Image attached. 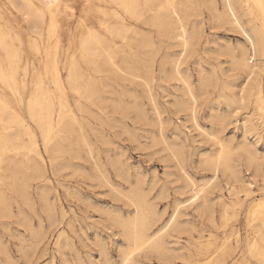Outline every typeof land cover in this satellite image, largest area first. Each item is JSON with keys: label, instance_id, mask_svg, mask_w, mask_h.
<instances>
[{"label": "rangeland", "instance_id": "1", "mask_svg": "<svg viewBox=\"0 0 264 264\" xmlns=\"http://www.w3.org/2000/svg\"><path fill=\"white\" fill-rule=\"evenodd\" d=\"M104 1L90 0L91 6L87 0H61L56 15L52 17L46 13L42 27L38 29L40 33H35L33 24H28L30 22L21 13L9 6L8 0H0V18L4 16L0 24L9 37L12 35V39L8 38L7 42H11L19 51L21 49L23 67L19 71V81L25 85L16 94L0 81V93L10 100L17 112L27 118L23 108L35 90L37 81L32 77L35 75L34 78L38 80L34 72L37 69L43 73L45 86L55 96L56 109L62 96L75 115V121L66 119V122L71 123L70 129L63 131L58 141L49 145V149L44 145L39 128L29 119L37 145L31 142L34 139L29 140L25 136L24 141L31 149L24 150L26 157L24 154H7L4 157L6 161L0 169V264H123L125 252L131 247L118 220L134 215L135 204L129 197L136 191L142 196L146 195L147 205L157 211L158 215L152 217V230L165 225L176 212L179 216L176 214L174 224L162 232L160 237L164 239L161 249L145 246L134 251L135 254H131L132 264H138L139 260V264H261L262 260L251 254L248 244L258 237L254 227L259 225V220L251 221L250 204L254 199L264 196V115L255 105V87L264 83V66L260 70L261 74L251 80L242 68L233 67L234 53L238 52L240 44L250 46L240 28L218 16L223 11L222 0H215L219 12L210 7L209 0L174 1L179 2L178 6L189 5L185 8V14H190L185 15L190 29L187 46L172 38L171 34L161 36L155 27L138 23L139 33L150 36L153 42L149 47L139 46L133 37L113 38L107 28L116 24L115 13L119 8L109 0ZM98 6L104 10L106 8L105 13L93 12V8ZM255 13L253 19L260 23L258 17L262 11L257 10ZM216 16L219 17L218 21ZM54 17L55 22L51 24ZM90 27L108 40L115 41L117 51L138 59L135 65L140 78L132 76L129 70L116 71L108 65L101 72L93 70L91 63L81 57L79 50L80 35ZM32 41L39 43V52L33 48ZM48 48L58 50L64 90L58 89L44 72V50ZM1 51L0 56L3 57L5 54ZM251 56L248 53L249 60L253 61L250 64L256 65L257 58ZM151 57L154 61L152 72L149 73L145 62ZM73 60L80 64L86 81L91 78L95 84L91 101L77 96L66 83L68 71L64 69V63ZM116 60L121 67L124 66L121 55H117ZM25 68L28 69L27 74ZM180 77L187 79L192 89L195 88V100L188 95V89ZM241 88L250 90L248 94L247 89L242 93ZM241 93L245 97L242 102ZM19 94L23 98L22 105L17 100ZM234 97L237 99L234 100ZM207 132L217 134L224 144L233 149L235 174L215 170L204 164L207 156L216 154L220 149V144ZM56 144L61 151L52 150L58 146ZM35 146H39L41 157L34 150ZM246 146L253 148V152L260 157L259 171H256L257 162L249 160ZM11 159L14 160L13 164ZM15 162L19 164L16 166ZM242 180H246L244 182H248V185ZM240 182L243 184H238ZM26 183L29 186L27 193L23 189ZM194 185L204 186L208 190V193L205 191L206 201L199 198L194 204L189 199ZM243 185L248 188L249 195L241 187ZM131 202L133 206H130ZM226 204L229 205L227 209ZM203 206L206 208L204 211L201 208ZM169 258L171 261L168 262Z\"/></svg>", "mask_w": 264, "mask_h": 264}, {"label": "bare ground", "instance_id": "2", "mask_svg": "<svg viewBox=\"0 0 264 264\" xmlns=\"http://www.w3.org/2000/svg\"><path fill=\"white\" fill-rule=\"evenodd\" d=\"M89 1L88 4L90 3V0H87V2ZM103 1V0H102ZM106 1V0H105ZM104 1V2H105ZM175 0H109L110 3L116 5L115 7H118L121 12L115 13L117 16V21L116 24L111 28H107V31H109V33L113 36V38L116 37H120L122 39H129L131 37H133L137 43L139 44V46L141 47H149L153 45V42L150 38V36H145V35H141L139 33V30L137 28L140 29V26L137 27L136 25H138V23H143V24H147L150 25L151 27H155L156 30L158 29V32L161 36H165L168 34H171L173 37L175 38L178 42H180L181 44H183L184 46H187L189 41H190V37H189V30H188V25H187V21L188 18L186 20V16L185 15H190V14H185V9L187 7L186 4H182L181 6H178L177 3L174 2ZM190 2H193L191 0H189ZM9 2V6H12V8H14L18 13H21L25 20H27L28 24H33L32 29L35 33H40L39 32V28L41 29V24L44 22L46 13H50L52 15V17L54 16V14L56 15L55 11L56 9L58 10V7L60 5L61 0H8ZM180 2L183 3V0ZM188 2V0H187ZM93 3V2H92ZM192 4V3H191ZM195 4V2L193 3ZM209 4L210 7L214 9V11L219 12L218 10V6L215 3V0H209ZM93 4H91L92 6ZM95 6V5H94ZM222 6H223V11L222 8L220 11H222L218 16H220V19L223 17L227 23H230L231 25L240 28L242 31V33L246 36V40L249 43L248 45L244 44H240L241 47H239L238 52L234 53V62L235 64L234 66H238L239 68H242L244 72L247 73V77L250 79L252 77H256L259 73L260 70L263 68L262 66H264V0H222ZM61 7V5H60ZM189 7V5H188ZM187 7V8H188ZM191 7V6H190ZM92 9V8H91ZM95 12V10L97 12L100 13H105V10L103 9V7H94L93 8ZM191 9V8H190ZM108 10V9H107ZM257 10L262 11V15L260 16L259 14V21L260 23H256L253 19V14H256L255 11L257 12ZM114 11V10H113ZM116 11V10H115ZM114 11V12H115ZM187 12V11H186ZM191 13V12H189ZM11 14V13H10ZM109 14V13H108ZM111 14V13H110ZM217 14V13H216ZM1 15V14H0ZM15 15V14H14ZM112 15V14H111ZM114 15V14H113ZM194 15V14H192ZM7 16V15H6ZM215 16V14H214ZM213 16V17H214ZM216 16V18L218 17ZM4 17V16H3ZM1 17V18H3ZM0 18V19H1ZM48 18V17H47ZM215 18V19H216ZM219 18V17H218ZM217 18V21H218ZM55 17L54 19H52V23L53 24L55 21ZM1 21V20H0ZM100 21V20H99ZM216 21V20H215ZM133 22H135V24H133ZM194 22V21H193ZM221 22V21H220ZM223 22V20H222ZM225 22V23H226ZM6 23V22H5ZM192 23V22H191ZM102 24V22H101ZM5 25V24H4ZM194 25V23L192 24ZM222 25V24H221ZM227 25V24H226ZM9 26V25H8ZM54 26V25H52ZM59 26V25H58ZM103 26H106L103 25ZM191 26V25H190ZM3 26H1L0 24V50H2L1 52H3L2 54L4 55L3 57L0 56V81L2 82V84H4L8 89H11L12 92H15L16 94L20 93L19 89L21 87H25L24 84H21V82L19 81V71L21 69L22 66V57H21V49L20 51L13 47V44H11V42H7L9 39L11 38V36L9 37V33H7L3 28ZM31 27V26H30ZM110 27V26H109ZM196 27V26H195ZM215 27V26H214ZM142 28V27H141ZM192 28V27H191ZM8 29V28H7ZM234 29V28H233ZM54 30V29H53ZM52 30V31H53ZM57 30V29H56ZM143 30V29H142ZM193 30V29H191ZM239 30V29H238ZM50 31H51V27H50ZM157 32V33H158ZM43 33V32H42ZM52 33V32H51ZM54 33V32H53ZM130 33H132V35L130 36ZM151 34V33H150ZM154 34V33H153ZM42 35V34H41ZM44 35V34H43ZM152 35V34H151ZM199 35V34H198ZM57 36V35H56ZM244 36V37H245ZM54 37V35H53ZM80 40H79V50H80V55L84 60H87L91 63L93 70H95L96 72H101L103 70V68H105L107 65L110 68H113L116 71H127L129 70V73L132 76H137L140 78V75L138 73V68H136V57H128L126 56L123 51L119 52L117 51L114 46L117 44L115 43V41H110L108 40L106 37H104L102 34H100L97 30H95L93 27L88 28L87 31H85V33H83L82 35H80ZM158 37V36H157ZM43 38V37H42ZM112 38V39H113ZM162 38V37H161ZM194 39V37H192ZM8 39V40H7ZM12 39V38H11ZM41 39V38H40ZM44 39V38H43ZM132 39V38H131ZM167 39V38H164ZM197 39V38H196ZM33 40V39H32ZM47 40V39H46ZM154 40V39H153ZM163 40V39H162ZM195 40V39H194ZM12 41V40H11ZM31 41V40H30ZM43 41V40H42ZM124 41V40H123ZM165 41V40H164ZM168 41V40H167ZM50 42V41H49ZM174 42V41H173ZM193 42V41H192ZM198 42V41H197ZM57 43V41H56ZM172 43V42H171ZM33 48L36 51H40V46L39 43L36 41H32L31 42ZM127 44V43H126ZM57 46H59L58 44H56ZM167 45V44H165ZM243 45V46H242ZM49 46V45H48ZM57 46L54 45V47L57 48ZM125 46V45H124ZM170 46V44H169ZM30 47V46H29ZM50 47V46H49ZM117 47V46H116ZM162 47V46H161ZM167 47V46H166ZM43 48V47H42ZM53 48V47H52ZM55 48V50H52L51 48H48L46 51V55H45V64H44V72L49 75V77H51L52 82L54 83V85H56V87L58 89H63V83H62V77H61V70H60V66H59V58H58V50ZM59 48V47H58ZM129 48V47H128ZM131 48V47H130ZM187 48V47H186ZM238 48V47H237ZM54 49V48H53ZM140 49V48H139ZM125 51V50H124ZM130 51V50H129ZM158 51V50H157ZM167 51V50H166ZM184 51V49H183ZM190 51V50H189ZM154 53V52H153ZM184 53V52H183ZM248 53L252 56H254V58H257V62L256 65H251L249 58H248ZM117 55H121V59H122V64L124 66H120L117 63ZM142 55V54H141ZM152 55V54H151ZM132 56V55H131ZM171 56V55H170ZM251 56V57H252ZM120 58V57H118ZM145 59V58H143ZM151 60H148L145 62V65L148 69V72H152V65H153V57L150 58ZM76 60V59H75ZM138 60V59H137ZM176 60V59H175ZM42 61V60H41ZM170 61H173L170 60ZM26 62V61H25ZM168 62V61H167ZM179 62V60H178ZM29 63V62H28ZM142 64V63H140ZM172 64V63H171ZM29 65V64H27ZM157 65V64H156ZM179 65V64H178ZM32 66V65H31ZM37 67V66H36ZM124 67V68H123ZM29 68V67H28ZM31 68V67H30ZM173 68V67H172ZM177 68V67H176ZM64 69H66L68 71L67 73V78H66V83L70 86V88L72 89L73 92L77 93V96H81V97H86L88 98V100L94 95L95 93V84L92 82V79L90 78L89 80L86 81L85 79V75L81 70V66L80 64H78V62L70 61V62H65L64 63ZM159 69V68H158ZM235 69V68H234ZM233 69V70H234ZM27 68L24 69L25 74H27ZM39 70V69H38ZM232 70V71H233ZM142 71V70H139ZM158 71V70H157ZM236 71V70H235ZM234 71V72H235ZM21 72V71H20ZM34 72L36 73V77L38 80H36V78H34V76L32 77L33 80L35 79L36 83V87L35 90L32 94V96L30 97V99L28 100L27 104L25 103V108H23V112L25 113V115L27 116V118L17 112L15 110V108L11 105L10 100L8 101L5 96H3L0 93V169H1V165L4 161H6L4 159V157L7 154H14L15 156H19L24 154V150H28L29 149V145L27 143H25L24 141V137L27 136L30 139H34L31 142H34L36 144L35 140V136L34 135V131L32 129V126L28 123V120H32L36 126L39 128L40 132H41V136L43 138L44 141V145L47 149H49V145L53 142L58 141L59 135H62V132L65 130L70 129L71 123L66 122V119L68 118V120L70 119V121H75V115L74 113L70 110V108L67 105L66 99L63 98L61 96V98H59V107L58 109H56L57 103L55 104L54 101V95L53 93L45 86V82L43 81L42 75L43 73L40 71L34 70ZM176 72L179 73V69H176ZM120 73V72H119ZM142 73V72H141ZM21 74V73H20ZM24 74V76H25ZM146 74V73H145ZM166 74V73H165ZM261 74V73H260ZM29 75V74H28ZM125 75V74H124ZM23 76V75H20ZM30 76V75H29ZM109 76V75H108ZM168 76V75H167ZM26 77V76H25ZM45 77V76H44ZM261 77V76H260ZM23 78V77H22ZM150 78V77H149ZM148 78V79H149ZM175 78V77H174ZM173 78V79H174ZM181 80L184 81L186 88L188 89V95L192 96V98H197L195 97L194 93H193V89L195 90V88L192 89L190 82L183 78L180 77ZM257 78V77H256ZM49 79V78H48ZM142 79V78H141ZM264 79V78H262ZM23 80V79H22ZM26 80V79H25ZM143 80V79H142ZM201 80V79H200ZM235 80V79H234ZM251 80V79H250ZM253 80V79H252ZM31 81V80H30ZM140 81V79H139ZM164 81V80H163ZM231 81V80H229ZM256 82V79L254 80ZM51 82V81H50ZM96 82V81H95ZM113 82V81H112ZM150 82H152L150 80ZM234 82V81H233ZM248 82V81H247ZM26 83V82H25ZM34 83V81H33ZM176 83V82H175ZM263 83V82H262ZM111 84V82H110ZM151 84V83H150ZM228 84V83H227ZM247 84V83H246ZM264 84V83H263ZM263 84L259 83L256 87H255V105L257 106V109L260 110V112L264 115V90H263ZM181 85V83H180ZM252 85V84H251ZM145 86V84L143 85ZM233 86V85H231ZM245 86H249V85H245ZM55 87V88H56ZM181 87V86H180ZM197 87V86H196ZM229 87V86H228ZM235 87V86H234ZM158 89V88H157ZM232 89V88H231ZM243 89V91L240 92H244L247 88H241ZM249 89V88H248ZM247 89V90H248ZM57 90V89H56ZM152 90V89H151ZM163 90V89H162ZM228 90V89H226ZM250 90V89H249ZM249 90L247 91V94L249 92ZM149 91V90H148ZM185 91V90H184ZM151 92V91H150ZM148 92V93H150ZM64 93V92H63ZM233 94V92H231ZM241 93V102L243 101L242 99H244V94ZM221 94V93H220ZM237 94V93H236ZM63 95V94H62ZM154 95V94H153ZM224 96V94H222ZM239 95V93H238ZM250 95V94H249ZM54 96V97H53ZM172 96V95H171ZM182 96V95H181ZM228 96V95H227ZM19 97V98H18ZM57 97V95H56ZM188 97V96H187ZM230 97V95H229ZM233 97V96H232ZM247 97V96H246ZM228 98V97H227ZM13 99V98H12ZM129 99V98H128ZM234 100L237 98H233ZM17 100L20 102V104L22 105L23 103V98L22 95L19 94L17 96ZM153 100V98H152ZM17 101V102H18ZM78 101V100H77ZM91 101V99H90ZM93 101V100H92ZM131 101V100H130ZM137 101V100H136ZM142 101V100H141ZM238 101V100H237ZM16 102V101H15ZM18 102V104H19ZM56 102V101H55ZM58 102V101H57ZM88 102V101H87ZM226 102V99H225ZM228 102V101H227ZM236 102V101H235ZM78 103V102H77ZM186 103V102H185ZM196 103V101H195ZM194 103V105H195ZM234 104V102H233ZM244 104V103H242ZM240 104V106L242 105ZM20 105V106H21ZM81 105V104H79ZM86 105V104H85ZM97 105V104H96ZM184 105V104H183ZM190 105V104H189ZM193 105V104H192ZM193 105V106H194ZM229 106V104H226ZM237 105V103H236ZM16 106V105H15ZM83 106V105H81ZM153 106V105H152ZM196 106V105H195ZM210 106V105H209ZM80 107V106H79ZM84 107V106H83ZM87 107V106H86ZM176 107V106H175ZM230 107V106H229ZM82 107H80L81 109ZM240 108V107H239ZM89 109V108H88ZM142 109V108H141ZM194 109V108H193ZM196 109V108H195ZM156 110V109H155ZM198 110V109H197ZM19 111V110H18ZM158 111V109H157ZM191 111H193L191 109ZM81 112V111H80ZM92 112V111H91ZM211 112V111H210ZM228 112V111H227ZM88 113V112H87ZM158 113V112H157ZM196 113V111H195ZM195 113H193L192 115L195 116ZM225 113V112H224ZM239 113V112H238ZM254 113V112H253ZM215 114V113H214ZM231 114V113H229ZM232 114H234L232 112ZM91 115V114H90ZM226 115V114H225ZM160 116V115H157ZM216 116V115H215ZM227 116V115H226ZM223 117V116H222ZM233 117V116H230ZM263 117V116H262ZM213 118V117H212ZM227 118V117H226ZM225 118V119H226ZM211 119V118H210ZM219 120V119H218ZM78 121V120H77ZM192 121V120H191ZM194 121H196V118H194ZM226 124H227V119L225 120ZM248 122V120H246ZM82 122V121H80ZM198 122V121H197ZM245 122V121H244ZM243 122V123H244ZM74 123V122H73ZM161 123V122H160ZM229 123V122H228ZM77 124V123H76ZM82 124V123H81ZM220 124V122H219ZM218 124V125H219ZM225 124V125H226ZM247 124V123H246ZM162 127V123L160 124ZM196 125H198V123H196ZM222 125V124H221ZM229 125V124H228ZM35 126V125H34ZM244 127H246L245 124H243ZM248 126V125H247ZM202 127V126H201ZM199 126V128H201ZM80 128V125H79ZM224 126H222V130H223ZM226 128V126H225ZM249 128V127H248ZM74 129V127H72V130ZM78 129V128H77ZM82 129V128H81ZM205 129V128H204ZM217 129V128H216ZM245 129V128H244ZM75 130V129H74ZM225 130V129H224ZM70 131V130H69ZM162 130H160L161 132ZM246 131V130H245ZM72 132V131H71ZM78 133V131H75ZM82 132V131H79ZM211 132V131H210ZM224 132V131H223ZM67 133V132H66ZM65 133V134H66ZM243 133V132H242ZM246 133V132H245ZM36 134V133H35ZM98 134V133H97ZM204 134V132H203ZM219 134V132H218ZM224 134V133H222ZM89 135V134H88ZM206 135V134H205ZM204 135V136H205ZM207 135L212 136L213 139H215L219 144H220V149L217 151L216 154L214 155H210L207 156L205 158V163L204 164H208L209 166L213 167L215 170H223V171H230L232 174H235L236 172V167L233 164V157H232V151L233 149L231 147H229V145H226L223 143L222 138L218 137L217 134L214 133V135L212 133H208ZM246 135V134H245ZM264 135V134H263ZM84 136V135H83ZM81 135V137H83ZM87 136V134H86ZM176 136V135H175ZM68 137V136H67ZM77 137V135H76ZM235 137V136H234ZM80 138V137H79ZM78 138V139H79ZM86 138V137H85ZM89 138V137H88ZM247 138V137H245ZM264 138V137H263ZM262 138V140H263ZM69 139V138H68ZM164 139V138H163ZM183 139V138H182ZM211 139V138H210ZM80 140L82 141L83 138H80ZM85 140V139H84ZM165 140V139H164ZM208 140V139H207ZM260 140V139H259ZM67 141V140H66ZM69 141V140H68ZM78 141V140H77ZM156 141V140H155ZM212 141V140H211ZM92 142V141H91ZM157 142V141H156ZM210 142V141H209ZM250 142V141H249ZM40 143V142H39ZM77 143V142H76ZM85 143H87L85 141ZM240 143V142H239ZM251 143V142H250ZM250 143L248 145H250ZM55 144V143H54ZM62 144V143H61ZM184 144V143H183ZM217 144V145H219ZM241 144V143H240ZM246 144V145H247ZM37 145V144H36ZM43 145V146H44ZM58 145V144H56ZM72 145V144H71ZM167 145V144H166ZM215 145V144H214ZM243 145V144H241ZM68 146V145H67ZM88 146V143H87ZM179 146V145H178ZM39 146H35L33 147L34 150L36 151V153L41 157L39 149ZM169 147V145L167 146ZM241 147V146H239ZM245 147V146H244ZM247 147V151L249 156V160H253V162L255 161V163L257 162V170L259 171V167H261L260 165V160H259V156L253 152V148L251 149L249 146ZM31 148V147H30ZM171 148V147H170ZM237 148V147H236ZM169 149V148H167ZM243 149V148H242ZM52 150H60L59 145L54 147V149ZM170 150V149H169ZM29 151H31V149H29ZM61 151V150H60ZM76 151V150H75ZM236 151V150H235ZM238 151V148H237ZM27 152V151H26ZM52 152V151H51ZM55 152V151H53ZM76 153V152H75ZM243 153V152H242ZM168 154V153H167ZM173 154V152H172ZM26 157V154H24ZM176 156V152L174 154ZM240 156V154H239ZM35 157V156H34ZM76 157V156H75ZM80 157V156H79ZM185 157V156H184ZM16 158V157H15ZM14 158V159H15ZM78 158V157H77ZM9 159V158H8ZM167 159V158H166ZM175 159V158H174ZM183 159V158H182ZM186 159V158H185ZM247 159V158H246ZM13 160V159H11ZM11 160L9 162H11ZM16 160V159H15ZM43 160V159H42ZM235 161V160H234ZM264 161V160H263ZM248 162V159H247ZM12 164L14 163V160L11 162ZM19 163L15 162V165L17 166ZM45 164V163H44ZM95 164V163H94ZM202 164V163H201ZM250 164H253L252 162ZM180 165V164H179ZM203 165V164H202ZM8 167V166H7ZM19 167V166H18ZM25 167V166H24ZM29 167V165H28ZM169 167V166H168ZM255 167V166H254ZM84 168V167H83ZM6 169V168H5ZM9 169V167L7 168ZM39 169V168H38ZM81 169V168H80ZM185 169V168H183ZM10 170V169H9ZM23 170V169H22ZM263 170V169H262ZM261 170V172H262ZM11 171V170H10ZM18 171V170H17ZM87 171V170H86ZM94 171V170H93ZM7 172V171H6ZM23 172V171H22ZM28 172V170H27ZM42 172V171H40ZM39 172V173H40ZM102 172V171H100ZM222 172V171H221ZM14 173V172H13ZM91 173V172H90ZM17 174V173H16ZM259 174V173H258ZM25 175V173H24ZM103 175V174H102ZM123 175V174H122ZM186 175V174H185ZM225 175V174H223ZM227 175V174H226ZM241 175V174H240ZM18 176V175H17ZM39 176V175H38ZM187 176V175H186ZM8 177V176H7ZM19 177V176H18ZM28 177V176H27ZM35 177V176H34ZM46 177V176H45ZM230 177V176H228ZM5 178V177H4ZM104 178V176H103ZM189 178V177H188ZM231 178V177H230ZM228 178V182L229 179ZM237 178V177H236ZM11 179V178H9ZM15 179V178H13ZM21 179V178H20ZM35 179V178H34ZM190 179V178H189ZM194 179V178H193ZM257 179V178H255ZM19 180V178H18ZM30 180L32 181V179L30 178ZM187 180V179H186ZM233 180V179H232ZM11 181V180H10ZM191 181V180H190ZM235 181V180H234ZM244 181L246 180H242L243 183H245ZM9 183V182H7ZM14 183V182H13ZM235 184V182H233ZM243 183H238V184H243ZM248 183V182H247ZM245 183V184H247ZM1 184V183H0ZM10 184V183H9ZM232 184V183H231ZM233 184V185H234ZM237 184V183H236ZM248 185V184H247ZM253 184H251L252 186ZM13 186V185H12ZM11 186V187H12ZM22 186V185H21ZM186 186V185H185ZM191 186V184L189 185ZM28 185L26 183V185L24 186V191L25 193H27V189H28ZM183 187V186H182ZM193 187V186H192ZM208 187V186H207ZM245 189V191H248V188L246 187V185L241 186ZM189 188V187H188ZM234 188V187H233ZM187 189V188H186ZM40 190V189H39ZM15 191V190H14ZM18 191V190H16ZM122 191V189H121ZM120 191V192H121ZM192 195L190 196V200L195 203L196 200H198L199 198H205V191L207 192L208 190L205 189L204 186H199V185H194V187L192 188ZM191 192V191H189ZM17 193V192H16ZM208 193V192H207ZM21 194V193H20ZM210 194V193H209ZM208 194V195H209ZM25 195V194H24ZM247 195H249V191L247 193ZM1 196V194H0ZM169 196V195H168ZM30 197V196H29ZM28 197V198H29ZM261 197V196H260ZM131 201H133V203L135 204V208L133 209L135 210V213L132 217L128 218V219H120L118 220L119 224L123 227L124 232L126 233V235L128 236V239L130 241V247L131 249L127 252H125L126 254L124 255V260H123V264H132V255L131 254H135L134 251L141 249L142 247H152L156 250H160L161 247L163 246L162 243V237H160L162 235V232L166 229V227L174 224V222L176 221V214H174V217L171 218L170 220H168L165 225H163L162 227L156 229V230H152V217H154L153 215H158L157 211L155 209H153L151 206L147 205V199H146V195L142 196L141 194H138L137 191L133 192L132 195L129 197ZM211 198V197H210ZM256 198V197H255ZM2 199V198H1ZM163 199V198H162ZM206 199V198H205ZM203 201H206V200ZM4 200H5V196H4ZM216 200V199H215ZM1 201V200H0ZM31 201V200H30ZM44 201V200H43ZM129 201V200H128ZM151 201V200H150ZM251 201V200H250ZM2 202V201H1ZM8 202V201H7ZM249 202V201H248ZM17 203V202H16ZM151 203V202H150ZM177 203V201H176ZM181 203V202H180ZM183 203V202H182ZM132 204V202H131ZM184 204V203H183ZM207 204V203H206ZM206 204H204L206 206ZM185 205V204H184ZM198 205V204H197ZM211 205V204H210ZM130 206H133L130 205ZM202 206V205H201ZM228 204H226L225 209L228 208ZM47 207V206H46ZM204 207V206H203ZM206 209L205 207L203 208ZM207 207V206H206ZM217 207V206H215ZM6 208V207H5ZM178 208V207H177ZM198 208V206H197ZM201 208L199 213H201ZM209 209V207H208ZM214 209V208H212ZM249 213H250V218L251 221H257L259 220V225L254 227L256 229V233L258 237H255V239L253 241H251L248 244V247L250 249L251 254L259 260H262L264 262V196L261 198H256L254 199L251 204H250V208H249ZM10 210V209H9ZM8 210V211H9ZM175 210V209H174ZM118 211V210H117ZM161 211V210H160ZM206 211V210H205ZM212 211V210H211ZM3 212V211H2ZM7 212V211H6ZM10 212V211H9ZM108 212V211H107ZM179 212V211H178ZM208 212V211H206ZM210 212V210H209ZM216 213V212H215ZM161 214V213H160ZM182 214V213H181ZM207 215V213H204ZM209 214V213H208ZM6 215V213H5ZM11 215V212L10 214ZM131 215V214H130ZM178 215V214H177ZM121 216V215H120ZM179 216V215H178ZM208 216V215H207ZM227 216V215H226ZM13 217V216H12ZM123 217V216H122ZM201 217V216H200ZM202 218V217H201ZM208 218V217H207ZM212 219V218H211ZM216 219V218H215ZM158 220V218H157ZM183 220V219H182ZM159 221H161L159 219ZM215 221V220H212ZM211 221V222H212ZM250 221V220H248ZM183 222V221H182ZM204 223V222H203ZM218 223V222H217ZM215 223V224H217ZM253 223V222H250ZM180 224H182L180 222ZM211 224V223H210ZM254 224V223H253ZM251 224V226L253 225ZM257 224V223H255ZM156 225H154L155 227ZM218 226V224H217ZM29 227V226H28ZM114 227V226H113ZM119 227V226H118ZM178 227V226H177ZM219 227V226H218ZM117 229V228H116ZM243 229V228H242ZM254 229V231H255ZM171 230V229H169ZM123 233V232H121ZM210 233V232H208ZM174 234V233H173ZM179 234V233H178ZM212 233H210L211 235ZM225 234V233H224ZM121 235V234H120ZM164 235V234H163ZM180 236V235H179ZM240 236V235H239ZM168 237V236H167ZM170 237V236H169ZM238 237V236H237ZM123 238V236H122ZM172 238V237H171ZM211 238V237H210ZM170 239V238H169ZM182 239V238H181ZM169 242V241H168ZM203 244V243H201ZM122 245V244H121ZM169 245V244H168ZM166 245V246H168ZM172 245V244H171ZM170 245V246H171ZM178 245V244H177ZM176 246V245H175ZM192 246V244H191ZM189 247V246H188ZM101 248V247H100ZM194 248V247H193ZM196 248V247H195ZM208 248V247H207ZM170 249H172L170 247ZM185 249V248H184ZM197 249V248H196ZM102 250V249H101ZM105 250V249H104ZM103 250V251H104ZM121 250V249H120ZM119 250V251H120ZM147 250V249H146ZM199 250V249H198ZM221 250V249H220ZM144 251V250H143ZM142 251V252H143ZM154 251V250H152ZM203 251V250H201ZM134 252V253H132ZM217 252V251H216ZM109 253V252H108ZM123 253V252H122ZM151 253V252H149ZM198 253V252H196ZM105 254V253H104ZM118 254V253H117ZM154 254V253H152ZM182 254V253H181ZM101 255V254H100ZM103 255V254H102ZM162 255V254H161ZM178 255V254H177ZM216 255V254H215ZM247 255V254H246ZM106 256V255H104ZM109 256V255H108ZM107 256V257H108ZM159 255H157L158 257ZM181 256V255H180ZM179 256V257H180ZM245 256V255H243ZM248 256V255H247ZM101 257V256H100ZM162 257V256H161ZM199 257V255H198ZM213 257V256H212ZM211 257V258H212ZM237 257V256H236ZM240 257V256H239ZM102 258V257H101ZM111 258V257H110ZM160 258V257H159ZM164 258V257H163ZM167 258V257H166ZM210 258V259H211ZM225 258V257H224ZM242 258V257H241ZM248 258V257H247ZM105 259V258H104ZM107 259V258H106ZM113 259V258H112ZM142 259V258H141ZM147 259V258H146ZM168 259V258H167ZM175 259V258H174ZM181 259V258H180ZM187 259V258H186ZM132 260V261H131ZM206 259H204L203 262H205ZM237 260V259H236ZM108 261V260H107ZM115 261V260H114ZM141 260H139L138 262L140 263ZM164 261V260H162ZM167 261V260H166ZM171 261L170 258L168 260V262ZM182 261V260H181ZM238 261V260H237ZM261 261V264L263 263ZM183 262V261H182ZM199 262V261H198ZM231 262V261H230ZM98 263V261H97ZM101 263V262H100ZM138 263V264H139ZM164 263V262H163ZM171 263V262H170ZM206 263V262H205ZM204 263V264H205ZM99 264V263H98ZM102 264V263H101ZM106 264H111V263H106ZM199 264V263H197ZM231 264V263H230Z\"/></svg>", "mask_w": 264, "mask_h": 264}]
</instances>
